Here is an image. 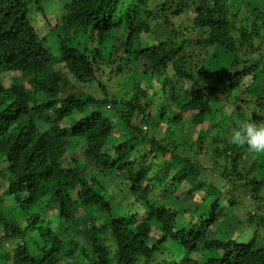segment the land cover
Returning <instances> with one entry per match:
<instances>
[{
  "label": "trees",
  "instance_id": "16d2710c",
  "mask_svg": "<svg viewBox=\"0 0 264 264\" xmlns=\"http://www.w3.org/2000/svg\"><path fill=\"white\" fill-rule=\"evenodd\" d=\"M63 1L0 0V250L13 245L0 264H264V162L230 143L239 123L264 121V85L257 98L235 97L246 78H264V13L245 0L240 8L232 0ZM57 2L64 12L48 39L32 10L49 22L45 5ZM171 17L183 19L175 26ZM144 34L155 44L143 47ZM219 48L232 56L223 72L205 66ZM108 67L139 75L128 100L103 85L98 73ZM168 69L186 82H172L174 98ZM147 77L162 93L141 86ZM93 85L99 95L79 88ZM232 97L237 114H218ZM116 126L129 136L114 158L106 144ZM72 138L84 142V160L68 153ZM136 139L141 153L123 159ZM185 147L192 156L179 152ZM248 205L242 223L252 237L217 239ZM49 219L55 228L43 224Z\"/></svg>",
  "mask_w": 264,
  "mask_h": 264
},
{
  "label": "rangeland",
  "instance_id": "374dc122",
  "mask_svg": "<svg viewBox=\"0 0 264 264\" xmlns=\"http://www.w3.org/2000/svg\"><path fill=\"white\" fill-rule=\"evenodd\" d=\"M245 1H249L253 6H255L257 9H259L262 13H264V0H245ZM67 0L63 3H66ZM63 3L62 2H57V3H48L45 5V13H46V18L49 20V22H47L46 20H44L43 16L41 13H39L37 10H35L33 8L32 10V18L33 20H35V26H37V28L40 30L41 36H47L48 39H52V29L56 26L55 23V19L56 18H61V15L64 12V9H61L63 7ZM232 5H235L236 8H240V4L238 3V0H232L231 2ZM183 17L180 19L182 20ZM180 20H176L175 18L171 17L169 19V22L172 23L175 26H179V22ZM139 42L143 47L146 46H152L155 44V41L153 39L152 36H150L149 34H144L139 38ZM54 42L53 41H48L47 46H49L50 50H52L53 52H55V47H54ZM232 60V56L229 55L228 53H226L224 50H222L221 48L214 50L205 60V66L206 68H209L211 70H214L216 72H223L224 70L228 69L230 66ZM142 66H134V69H132L133 71H137L141 70ZM60 70L63 73L65 72L63 65L59 64L55 67V70ZM136 71V72H137ZM136 72H126L125 74H119L117 75L115 72V68L114 67H108V68H104L103 71H100L98 73V75L101 78V81L103 83V85L105 87H107L111 92L114 93V95L121 100H128V98L123 95L124 93H130L135 84L140 80L139 75ZM102 74V75H101ZM174 72H172V70L168 69L166 71V73L164 74V76L166 78H168L167 82L165 83V90L166 92H170V94H172V98H174V89L175 87H173L172 89V82L176 83L177 85H179L180 87H182L183 89L186 86V82L184 81H177L176 77L174 76ZM155 76H158L157 74H155ZM2 78V82L4 85H7L9 83V79L6 75H1ZM177 81V82H176ZM71 82L75 85V82L73 79H71ZM169 83V84H168ZM176 85V86H177ZM264 85V78L257 76V79L252 80L251 78H246L244 81V84L242 85L241 91L237 92L235 97H244V98H257L260 96L261 90L263 88ZM141 86L143 87H147L148 89H151V93L152 92H157L158 94L162 93L161 91V84L160 82L154 77H147V79L145 80H141ZM70 87V86H69ZM81 90H85L88 93H92L94 95H99L100 91L97 90L96 85L91 86V88L85 87H79ZM71 89H73L71 87ZM244 93V95H243ZM159 98H162L161 95ZM160 100V99H159ZM235 106H237V101L234 97H232L230 100H228L225 104L224 107H220V106H215V109L218 110V114H226V115H230L231 113L233 114H237V111H235ZM88 110H83L80 113H78L76 115V117H74L73 120H76L77 118H80L82 116H85ZM249 110H252V106H249ZM110 111V109H109ZM184 119H189V114H185L184 115ZM217 120H215L216 122ZM70 122V121H69ZM172 122V121H171ZM215 124V123H213ZM40 125V124H39ZM170 124L165 121V125L163 126H169ZM256 125H260V126H264V121L256 123ZM118 126H116V131H115V137L111 138L108 140L107 144H106V151L113 156L114 158H116L117 153L118 152V146L120 143L126 141L128 139V132L126 131V128L120 127L119 130L117 128ZM166 129V127H165ZM164 128H162L161 130H158L157 132V136H161L164 131ZM45 132V131H44ZM172 132V131H170ZM197 132V131H196ZM209 134L211 136H215L218 137L220 135V131L219 128L217 126H214L211 128ZM175 138H177V135H175ZM117 149V150H116ZM143 147L140 143L139 139L136 140H132L130 141L129 145L126 147V151L125 154L123 155V159H128L130 161H134L139 154L141 153ZM116 150V151H115ZM196 150V149H195ZM179 152H181L182 154H187L188 156H192V153L189 152V150L187 149V147L185 148H180ZM68 153H73V155H77V158L79 160H84V157L86 156V147L84 142L74 139H71V142L68 146ZM254 158H256L257 160H260L262 162H264V154H257L255 153ZM210 157L206 156V154L204 152L200 153V157L198 158L199 162L203 165V166H208L210 161H209ZM149 162V161H148ZM92 170H90L88 173L89 174H96L94 171V168L91 167ZM261 176L262 178H264V168H263V172H261ZM262 195V199L264 200V186L261 190ZM250 199H244L243 201L245 203H249ZM8 207H10L11 209L8 211V215L9 216H13L14 218H16L17 220L19 218H23V213L18 209V207H12V205L8 204ZM5 210H7V207L4 208ZM253 207L250 208L249 205L246 207H239V211L236 213V217H234L233 219L230 220V222L228 224H226L225 226H221L218 229V232L216 234V238L217 239H228V238H236V239H240V240H247L246 238L248 237L251 238V234L248 231H245L244 227V223H242V221L245 220L246 217V213L247 212H252ZM230 212H234V210L232 208H229ZM106 216V215H105ZM103 217H101L99 219V221H101ZM21 219H19L18 221H20ZM77 225H78V230L79 233L81 234L82 238H87L88 236V224L87 222L82 218V215H79L77 217ZM45 226H52L55 228V222L54 221H50V219L47 222L43 223ZM0 232H1V228H0ZM242 234V235H241ZM247 236V237H246ZM12 244L8 243L5 249H1L0 250V261L3 259V255L6 253L5 251H7L8 249H12ZM202 258V257H201ZM84 260L80 259L77 264H84Z\"/></svg>",
  "mask_w": 264,
  "mask_h": 264
},
{
  "label": "clouds",
  "instance_id": "9594fccd",
  "mask_svg": "<svg viewBox=\"0 0 264 264\" xmlns=\"http://www.w3.org/2000/svg\"><path fill=\"white\" fill-rule=\"evenodd\" d=\"M230 143L248 146L257 154H264V126L252 122H241L231 129Z\"/></svg>",
  "mask_w": 264,
  "mask_h": 264
}]
</instances>
